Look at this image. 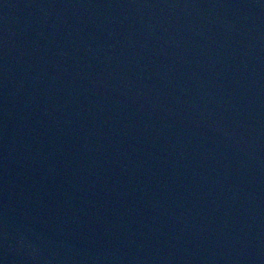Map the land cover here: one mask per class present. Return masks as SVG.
Listing matches in <instances>:
<instances>
[{
	"label": "water",
	"instance_id": "water-1",
	"mask_svg": "<svg viewBox=\"0 0 264 264\" xmlns=\"http://www.w3.org/2000/svg\"><path fill=\"white\" fill-rule=\"evenodd\" d=\"M0 264H264V0H0Z\"/></svg>",
	"mask_w": 264,
	"mask_h": 264
}]
</instances>
